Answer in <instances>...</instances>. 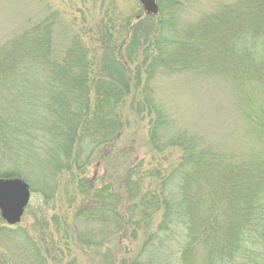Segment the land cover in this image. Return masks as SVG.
Instances as JSON below:
<instances>
[{
	"label": "trees",
	"instance_id": "trees-1",
	"mask_svg": "<svg viewBox=\"0 0 264 264\" xmlns=\"http://www.w3.org/2000/svg\"><path fill=\"white\" fill-rule=\"evenodd\" d=\"M156 3L159 22L149 36L138 22L116 15L99 27L98 43L76 32L59 51L54 32L60 19L50 14L0 42V179L25 182L19 165L38 154L45 162L41 187L53 183L52 191L63 173L83 172L94 159L111 162L112 183L102 190L94 189L93 179H77L82 204L76 219L111 228L121 245L130 228L145 230L160 213L156 229L174 244L177 264H264V0L219 4L181 24L179 0ZM115 22L120 36L132 29L143 36L136 62L122 51L125 45L114 43ZM157 73L216 76L239 86L244 134L260 147L236 154L218 151L200 136L167 135L168 116L152 86ZM126 109L146 123L147 159L131 158L132 145L118 147ZM31 111L38 116L32 125L26 117ZM175 153L176 162L168 163ZM103 234H88L85 243L99 248L95 237ZM11 237L0 227V246ZM28 241L13 246L22 257L16 264H52ZM153 241L147 238L146 246ZM12 258L8 250L0 252V264H15ZM105 258L103 264H149L121 252Z\"/></svg>",
	"mask_w": 264,
	"mask_h": 264
},
{
	"label": "rangeland",
	"instance_id": "rangeland-1",
	"mask_svg": "<svg viewBox=\"0 0 264 264\" xmlns=\"http://www.w3.org/2000/svg\"><path fill=\"white\" fill-rule=\"evenodd\" d=\"M234 1L236 0H179V8L176 10L178 21L180 24L192 22L202 13L214 11L219 4ZM50 14H56L60 19V24L54 32V46L59 51L66 47L69 38L76 32L85 34L91 40L97 39L98 43L99 37L94 36L99 27L107 23L109 18L114 19L116 15L133 25L138 22L137 28L146 32L148 36L157 30L159 22L157 16L149 17L143 12L138 0H0V42L18 29L34 25ZM133 16L137 18L133 19ZM113 27L111 31L114 43L116 46L125 45L122 51L136 62V59L142 57L139 55L140 51L136 52L143 49L141 47L144 45L139 44L144 40L143 36L134 34L135 32L132 35L133 29L127 36L124 37L123 34L120 36L117 33L118 22H115ZM131 44L136 45L134 49L132 46L134 51H130L133 54H128ZM233 85L216 76L157 73L152 86L156 102L168 116L166 134L185 132L200 136L203 142L221 152L241 154L251 146L260 147L244 134L245 123L241 114L245 111L246 102L242 89ZM125 115V129L118 147L132 145L135 150L131 158L134 156H137L136 160L149 158L150 155L146 154L143 147L146 142V123L143 120L139 121L131 109H126ZM28 116L31 120L27 119V122H31V125L38 117L36 111L29 112L26 117ZM112 153L111 150L109 156ZM97 155L93 157L96 158ZM177 157L175 153L168 158V163L176 162ZM38 163L42 166L36 168ZM43 164L45 162H38L37 154V158L31 159L28 165H19L20 171L28 178L25 183L32 189L29 205L15 226H7L0 220V227L9 228L14 234V237L10 238L11 243L6 241L0 246V252L8 250L15 264L22 257L13 246L29 243L28 239L39 247L41 258L46 259L50 255L48 258L53 260L52 264H103L105 256L113 259L115 252H121V256L124 253L128 258L149 264H177L173 254L174 244L169 242L170 239L162 238V232H157L156 225L160 221V213L145 230L130 228L121 245H116L117 240L113 241L109 235L111 228L105 230L103 224L76 219V211L82 204L77 179L80 180L82 177L88 181L93 179L94 189L102 190L106 182L112 183L109 177L111 162H105L107 165L104 166L94 159L84 166L83 172L73 169L70 173L73 178L70 174L63 173L58 179L57 187L52 191L49 188L53 183H50L47 189L41 187V176L45 174L41 172L44 170ZM43 192H47L48 195ZM106 193L104 191L103 195L107 196ZM100 231L104 232L101 237L94 236L95 242L101 238L102 245L99 248L85 243L88 234L95 235ZM150 237H153L154 241L150 246H146V243L149 244L147 238ZM30 248L34 249L31 245Z\"/></svg>",
	"mask_w": 264,
	"mask_h": 264
},
{
	"label": "water",
	"instance_id": "water-1",
	"mask_svg": "<svg viewBox=\"0 0 264 264\" xmlns=\"http://www.w3.org/2000/svg\"><path fill=\"white\" fill-rule=\"evenodd\" d=\"M146 15L157 13L156 0H138ZM30 199L28 185L20 179H0V217L9 226L20 222Z\"/></svg>",
	"mask_w": 264,
	"mask_h": 264
}]
</instances>
